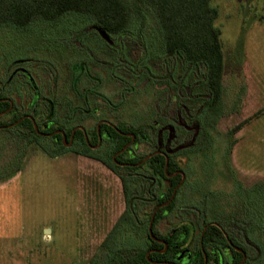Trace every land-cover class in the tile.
I'll use <instances>...</instances> for the list:
<instances>
[{
  "label": "flooded vegetation",
  "instance_id": "flooded-vegetation-1",
  "mask_svg": "<svg viewBox=\"0 0 264 264\" xmlns=\"http://www.w3.org/2000/svg\"><path fill=\"white\" fill-rule=\"evenodd\" d=\"M150 23L110 32L71 19L13 35L14 57L0 69V133L23 150L80 157L118 180L127 206L120 218L129 212L139 226L149 218V264H264V231L254 233L247 205L216 219L210 190L197 202L182 198L186 191L193 199L198 167L190 158L217 150L223 115L205 66L165 49ZM152 215L159 220L150 237ZM171 218L173 226L158 233L156 225Z\"/></svg>",
  "mask_w": 264,
  "mask_h": 264
},
{
  "label": "rangeland",
  "instance_id": "rangeland-1",
  "mask_svg": "<svg viewBox=\"0 0 264 264\" xmlns=\"http://www.w3.org/2000/svg\"><path fill=\"white\" fill-rule=\"evenodd\" d=\"M211 4L219 11L215 25L221 31L224 54L221 133L213 136L217 150L204 157L191 156L190 162L198 167L192 177L193 199L186 191L182 198L197 202L210 190L211 214L216 219L225 216L227 207L238 209L245 204L253 214L254 233H261L264 0H213ZM71 19L86 18L68 16L62 27ZM46 26L33 29L47 30ZM20 33L0 27V69L14 57L12 37ZM28 33L40 35L32 30ZM4 138L0 133V264H90L95 255L117 248H145L146 219L139 226L132 218L102 247L127 209L119 181L107 171L71 154L51 157L36 146L23 150L22 142L15 139L14 145ZM235 178L251 185L250 191H243ZM140 194L145 197L142 189ZM167 221L156 225L158 233L168 231L176 220Z\"/></svg>",
  "mask_w": 264,
  "mask_h": 264
},
{
  "label": "trees",
  "instance_id": "trees-1",
  "mask_svg": "<svg viewBox=\"0 0 264 264\" xmlns=\"http://www.w3.org/2000/svg\"><path fill=\"white\" fill-rule=\"evenodd\" d=\"M213 0H0V27L18 30L47 25L52 28L70 17H84L110 31H127L137 21L140 25L155 23L163 35L165 49L181 52L190 62L205 66L211 89L217 90L220 113L224 112V54L220 41L221 31L215 23L219 11ZM31 142V140L29 141ZM122 178L124 195L131 205V184ZM127 212L106 238L107 246L112 235L131 217ZM159 216L155 217L153 230ZM133 221V218H132ZM146 221V228L149 218ZM153 259L152 256L149 257ZM201 259V257H200ZM90 264H149L143 249H114L108 254L95 255Z\"/></svg>",
  "mask_w": 264,
  "mask_h": 264
},
{
  "label": "water",
  "instance_id": "water-1",
  "mask_svg": "<svg viewBox=\"0 0 264 264\" xmlns=\"http://www.w3.org/2000/svg\"><path fill=\"white\" fill-rule=\"evenodd\" d=\"M153 220H154V215H152L149 226H148V231H149V235L150 237H152V225H153Z\"/></svg>",
  "mask_w": 264,
  "mask_h": 264
}]
</instances>
